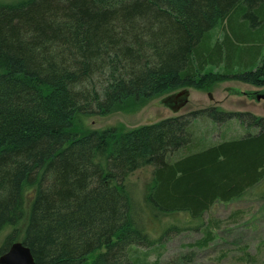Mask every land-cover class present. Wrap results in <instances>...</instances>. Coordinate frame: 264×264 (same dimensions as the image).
<instances>
[{"label": "trees", "instance_id": "obj_1", "mask_svg": "<svg viewBox=\"0 0 264 264\" xmlns=\"http://www.w3.org/2000/svg\"><path fill=\"white\" fill-rule=\"evenodd\" d=\"M217 31V34H214ZM234 81L264 90V0H22L0 4V255L34 264H135L153 238L145 202L199 221L264 181V119L218 108L132 129L88 130L133 101ZM236 94H241L237 92ZM200 118L256 132L203 145ZM141 216V217H140ZM206 247L214 233L205 227Z\"/></svg>", "mask_w": 264, "mask_h": 264}, {"label": "rangeland", "instance_id": "obj_2", "mask_svg": "<svg viewBox=\"0 0 264 264\" xmlns=\"http://www.w3.org/2000/svg\"><path fill=\"white\" fill-rule=\"evenodd\" d=\"M19 1L22 0H0V4ZM214 34H217V31ZM262 91L263 89L234 81L219 84L210 92L188 90L187 102L178 105V111L173 109L177 101L172 103V100H166L165 104L167 96L142 104L129 101L106 117L88 118L85 128L132 129L213 108L264 119V100L255 101L249 99L246 94ZM237 92L241 94L238 95ZM192 126L195 137L199 138L203 145L224 139L241 138L256 132L237 120L217 125L207 118H200ZM150 176L151 168L145 167L129 177V184L141 204L140 211L143 209L141 215L144 220L141 221H145L146 231L153 238H157L166 227L183 230L170 231L163 238L161 245L151 250L136 248L132 255L135 264H264V181L249 191L242 200L228 204L216 203L199 221H194L182 213L161 214L151 209L144 198ZM207 226L214 233V238L206 247H199L197 242L204 240ZM10 232L8 229L0 235V248Z\"/></svg>", "mask_w": 264, "mask_h": 264}, {"label": "water", "instance_id": "obj_3", "mask_svg": "<svg viewBox=\"0 0 264 264\" xmlns=\"http://www.w3.org/2000/svg\"><path fill=\"white\" fill-rule=\"evenodd\" d=\"M246 94L249 96V99H254L255 101L264 100V90L260 93ZM187 97L188 90H182L167 96L164 102L167 104L166 100H172L171 102L175 103L176 99H179L173 108L175 111H178V105H184L187 102ZM0 264H34V259L27 247L20 242H14L4 254L0 255Z\"/></svg>", "mask_w": 264, "mask_h": 264}, {"label": "flooded vegetation", "instance_id": "obj_4", "mask_svg": "<svg viewBox=\"0 0 264 264\" xmlns=\"http://www.w3.org/2000/svg\"><path fill=\"white\" fill-rule=\"evenodd\" d=\"M179 99H176V101H178Z\"/></svg>", "mask_w": 264, "mask_h": 264}]
</instances>
